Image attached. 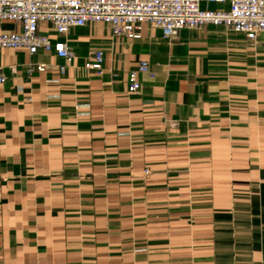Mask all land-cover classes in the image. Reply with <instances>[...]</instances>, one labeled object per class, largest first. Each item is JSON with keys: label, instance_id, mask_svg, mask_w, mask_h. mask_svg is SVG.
Returning a JSON list of instances; mask_svg holds the SVG:
<instances>
[{"label": "crops", "instance_id": "obj_1", "mask_svg": "<svg viewBox=\"0 0 264 264\" xmlns=\"http://www.w3.org/2000/svg\"><path fill=\"white\" fill-rule=\"evenodd\" d=\"M66 41L64 73L0 48V264H264V33L88 23ZM141 60L154 77L130 94Z\"/></svg>", "mask_w": 264, "mask_h": 264}, {"label": "built area", "instance_id": "obj_2", "mask_svg": "<svg viewBox=\"0 0 264 264\" xmlns=\"http://www.w3.org/2000/svg\"><path fill=\"white\" fill-rule=\"evenodd\" d=\"M211 3L221 7L210 8ZM0 20L20 24L18 31L0 32V48L25 49L30 54L53 51L62 59L58 70L64 73L75 59L66 41L72 28L103 23L113 36L139 39L144 24L159 28L164 38L177 36L183 28L221 25L254 40L264 33V0H0ZM44 22L63 39L53 40L41 32L40 24ZM103 56L102 49L92 51L83 62L84 70L102 73ZM46 68L43 63H29L27 73ZM140 73L154 77L148 62L141 60L127 74L128 93L139 92ZM5 81L0 68V84Z\"/></svg>", "mask_w": 264, "mask_h": 264}]
</instances>
